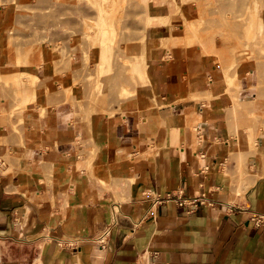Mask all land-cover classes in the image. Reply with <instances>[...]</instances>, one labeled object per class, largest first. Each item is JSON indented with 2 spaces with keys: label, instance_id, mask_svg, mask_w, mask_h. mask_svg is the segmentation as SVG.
<instances>
[{
  "label": "rangeland",
  "instance_id": "obj_1",
  "mask_svg": "<svg viewBox=\"0 0 264 264\" xmlns=\"http://www.w3.org/2000/svg\"><path fill=\"white\" fill-rule=\"evenodd\" d=\"M258 1L253 10L246 0H0V172L46 197L57 220L81 219L88 205L117 206L121 179L105 159L108 120L122 110L150 113L168 104L157 68L177 47L195 80L225 85L222 100L233 118L239 115V183L249 172L254 179L255 167L264 177V0ZM151 4L160 15L149 20ZM153 20L165 25L168 38L150 39ZM156 49L163 57H155ZM60 103L68 111V154L55 160L49 151Z\"/></svg>",
  "mask_w": 264,
  "mask_h": 264
},
{
  "label": "crops",
  "instance_id": "obj_2",
  "mask_svg": "<svg viewBox=\"0 0 264 264\" xmlns=\"http://www.w3.org/2000/svg\"><path fill=\"white\" fill-rule=\"evenodd\" d=\"M154 21L150 39L168 38ZM179 53L173 47L157 68L168 104L108 120L117 206L88 205L81 219L57 220L46 197L0 172V264H264V225L251 219L264 214V177L255 167L254 182L249 172L239 183V115L222 100L225 85L195 80ZM66 106L55 110L50 159L68 154Z\"/></svg>",
  "mask_w": 264,
  "mask_h": 264
},
{
  "label": "bare ground",
  "instance_id": "obj_3",
  "mask_svg": "<svg viewBox=\"0 0 264 264\" xmlns=\"http://www.w3.org/2000/svg\"><path fill=\"white\" fill-rule=\"evenodd\" d=\"M57 1H58V0H57ZM79 1H80V0H79ZM84 1H85V0H84ZM107 1H108V0H107ZM213 1H214V0H213ZM239 1L241 2V0H239ZM246 1H247V3L249 4L248 7H249L250 4L253 2V3H254V6L252 7L253 10H254V8H257L256 3L259 2L258 0H246ZM257 1H258V2H257ZM260 1H261V0H260ZM76 2H78V1H76ZM86 2H88V1H86ZM89 2H90V1H89ZM91 2H92V1H91ZM100 2H101V0H100ZM102 2H103V1H102ZM105 2H106V1H105ZM240 2H239V4H240ZM249 2H251V3H249ZM53 3H54V2H53ZM78 3H79V2H78ZM92 3H93V2H92ZM107 3H108V2H107ZM109 3H110V2H109ZM241 3H243V2H241ZM259 3H260V2H259ZM87 4H88V3H87ZM104 5H105V3H104ZM107 5H108V4H107ZM200 5H201V4H200ZM241 5H243V4H241ZM241 5H240V6H241ZM255 5H256V6H255ZM258 5H259V4H258ZM109 6H110V5H109ZM248 7H247V9H249ZM107 8H108V7H107ZM99 9H100V8H99ZM103 9H105V8H103ZM103 9H102V12H103ZM108 9H109V8H108ZM108 9H106V11H107ZM149 9H150V16H148V19H149V20H150L151 18H153V17H156V16H159V15H160V14H155V13H154V7L152 6V4H151V6L149 7ZM178 10H179V9H178ZM200 10H201V9H200ZM99 11H101V9H100ZM109 11H110V9H109ZM113 11H114V10H113ZM204 11H206V9H205ZM247 11H248V10H247ZM19 12H20V11H19ZM97 12H98V11H97ZM200 12H201V11H200ZM202 12H203V11H202ZM245 12H246V11H245ZM104 13H106V12H104ZM157 13H158V12H157ZM203 13H204V12H203ZM98 14H99V12H98ZM100 14H101V13H100ZM106 14H107V13H106ZM106 14H104V15L106 16ZM201 14H202V13H201ZM204 14H205V13H204ZM204 14H203V16H204ZM250 14H251V13L248 12V15H249V16H248V17H249L248 20H249V22H250V19H252V16H251ZM102 15H103V14H102ZM104 15H103V16H104ZM115 15H116V14H115ZM167 15H168V14H167ZM98 16H99V15H98ZM105 16H104V17L100 16V19H101V17H102V18H105ZM107 16L109 17V15H107ZM207 16H208V15H207ZM213 16H214V15H213ZM256 16H258V15H256ZM42 17H44V15H42ZM42 17H41V18H42ZM108 17H107V18H108ZM113 17H114V16H113ZM167 17H168V16H167ZM205 17H206V16H205ZM215 17H216V16H215ZM248 17H247V18H248ZM250 17H251V18H250ZM107 18L102 19V20H107ZM110 18H111V16H110ZM182 18H183V16H182ZM100 19H99V20H100ZM112 19H113V18H112ZM163 19H166V18L163 17ZM182 20H183V19H182ZM258 20H259V19H258ZM112 21H113V20H112ZM246 21H247V19H246ZM87 22H88V21H87ZM89 22H93V21H89ZM249 22H247V23L249 24ZM255 22L257 23V21H254V23H255ZM104 23H106V21H105ZM245 23H246V22H245ZM247 23L245 24V27L248 26ZM252 23H253V22H252ZM252 23H250V24H252ZM10 24H11V23H10ZM98 24H99V23H98ZM98 24H97V25H98ZM11 26H12V25H11ZM8 27H10V26H8ZM101 27H102V26H101ZM107 27H108V26H107ZM188 27H189V26H188ZM247 28L249 29V28H251V27L249 26V27H247ZM247 28H246V29H247ZM256 28H257V27H256ZM4 29H5V28H4ZM4 29H3V30H4ZM85 29H86V28H85ZM8 30H9V29H8ZM96 30H97V28H96ZM99 30H100V29H99ZM117 30H118V29H117ZM244 30H245V29H244ZM9 31H11V30H9ZM106 31H108V29H106ZM259 31H260V30H258L257 32H259ZM3 32H4V31H3ZM86 32H87V31H86ZM98 32H99V31H98ZM98 32H96V33H98ZM110 32H111V31H110ZM117 32H118V31H117ZM212 32H213V31H212ZM212 32H211V33H212ZM220 32H221V31H220ZM246 32H247V30H246ZM249 32H250V29H249ZM8 33L10 34V32H8ZM87 33H88V32H87ZM103 33H105L104 35H106L107 32H102V34H103ZM215 33H216V32H215ZM218 33H219V32H218ZM3 34H4V33H3ZM9 34H7V35L9 36ZM93 34H94V33H93ZM98 34H99V33H98ZM207 34H209V33H207ZM207 34H205V35H207ZM219 34H220V33H219ZM10 35H11V34H10ZM18 35H19V34H18ZM21 35H22V34H21ZM90 35H91V34H90ZM107 35H108V34H107ZM111 35L113 36V34H111ZM91 36H92V35H91ZM101 36H102V35H101ZM17 37H18V36H17ZM209 37H210V36H209ZM213 37H214V36H213ZM6 38H7V37H6ZM8 38H9V37H8ZM98 38H99V37H98ZM205 38H206V36H205ZM213 39H214V38H213ZM213 39H212V41H214ZM88 40H89V39H88ZM101 40H102V38H101ZM105 40H106V39H105ZM115 40H116V39H115ZM208 40H210V39H208ZM109 41H110V38H109ZM206 41H207V39H206ZM206 41H204V42H206ZM210 41H211V40H210ZM8 42H9V41H8ZM87 42H88V41H87ZM104 43H105V42H104ZM207 43H208V42H207ZM207 43H206V44H207ZM212 43H213V42H212ZM209 44H210V43H209ZM89 45H90V44H89ZM89 45H88V46H89ZM92 45H93V44H92ZM101 45H102V44H101ZM105 45H106V44H105ZM117 45H118V44H117ZM201 45H202V44H201ZM13 46H15V45H13ZM86 46H87V45H86ZM90 46H91V45H90ZM93 46H94V45H93ZM95 46H96V44H95ZM84 47H85V46H84ZM116 47H117V46H116ZM116 47H115V48H116ZM86 48H87V47H86ZM202 48H203V47H202ZM202 48H201V49H202ZM13 49L15 50L14 54L16 55V54H17L16 52H18L19 50L16 51L15 47H13ZM17 49H18V48H17ZM19 49H20V48H19ZM21 49H22V48H21ZM209 49H211V48H209ZM214 49H215V48H214ZM217 49H219V48H217ZM220 49H221V48H220ZM83 50H84V49H83ZM86 50H87V49H86ZM88 50H89V49H88ZM221 50H222V49H221ZM221 50L219 51V53L221 52ZM20 51H21V50H20ZM74 51H75V50H74ZM99 51H100V50H99ZM118 51H119V50H118ZM123 51H124V49H123ZM215 52H216V51H215ZM215 52H214V53H215ZM20 53H22V52H20ZM68 53H69V52H68ZM19 55H20V54H19ZM19 55H18V56H19ZM21 55H22V54H21ZM87 55H88V54H87ZM124 55H125V54H124ZM61 56H62V55H61ZM117 56H118V55H117ZM117 56H116V57H117ZM6 57H7V56H6ZM15 57H17V56H15ZM83 57H85V56L83 55ZM220 57H221V56H220ZM86 59H87V58H86ZM118 59H119V58H118ZM82 60H83V59H82ZM144 60H145V59H144ZM66 63H67V62H66ZM81 63H82V62H81ZM86 63H88V62H86ZM86 63H85V64H86ZM67 64H68V63H67ZM69 64H70V63H69ZM82 64H83V63H82ZM113 64H114V63H113ZM260 64H261V63H260ZM102 65H104V64H102ZM102 65H101V66H102ZM83 66H84V64H83ZM92 66H93V65H92ZM94 66H95V65H94ZM115 66H117V65H115ZM68 67H70V66H68ZM84 67H86V66H84ZM96 67H97V65H96ZM96 67H95V69H97ZM102 67H103V66H102ZM261 67H262V66H261ZM80 68H82V67L80 66ZM80 68H79V69H80ZM103 68H104V67H103ZM88 69H89V67H88L87 69H84L86 74H87L86 71H87ZM91 69H93V68H91ZM95 69H94V70H95ZM98 69H100L99 66H98ZM101 69H102V68H101ZM121 69H122V68H121ZM258 69H259V68H258ZM262 69H263V68H261L260 70H262ZM77 70H78V68H77ZM77 70H76V71H77ZM80 70H81V69H80ZM80 70H78V71L81 73ZM105 70H106V69H105ZM122 70H123V69H122ZM71 71H72V70H71ZM73 71H75V70H73ZM89 71H90V70H89ZM89 71H88V72H89ZM91 71H92V70H91ZM96 71H97V70H96ZM101 71H102V70H101ZM118 71H120V70H118ZM79 72H78V73H79ZM97 72H99V70H98ZM121 72H122V71H121ZM58 73H59V72H58ZM72 73H73V72H72ZM75 73H76V72H75ZM78 73H76V74H78ZM89 73H90V72H89ZM123 73H124V72H123ZM76 74H74V75L77 76ZM86 74H85V75H86ZM81 75H82V74H81ZM81 75H80V76H81ZM87 75H88V74H87ZM96 75H99V73H97ZM101 75H102V73H101ZM101 75L98 76V77L100 78ZM120 75H121V74H120ZM49 76H50V75H49ZM69 76H70V75H69ZM116 76H117V75H116ZM118 76H119V75H118ZM50 77H51V76H50ZM71 77H72V76H71ZM73 77H74V76H73ZM73 77H72V78H73ZM81 77H82V76H81ZM123 77H124V76H123ZM75 78H76V77H75ZM82 78L85 80V77H84V76H83ZM34 79H35V78H34ZM88 80H89V79H88ZM26 81H27V80H26ZM28 81H29V79H28ZM113 82H114V81H113ZM113 82H112V84H113ZM98 83H99V82H98ZM96 84H97V83H96ZM99 84H100V83H99ZM112 84H111V85H112ZM114 85H115V82H114ZM120 85H121V84H120ZM99 86H100V85H99ZM112 86H113V85H112ZM98 88H99V87H98ZM120 88H121V89H120V93H119V94L122 95V96H125V95L127 94V89L124 87V85H123L122 87H120ZM1 90H2V89H1ZM58 90H59V89H58ZM4 91H6V90H4ZM92 92H93V91H92ZM95 93H96V91H95ZM5 94H6V93H5ZM5 94H4V95H5ZM9 95H10V94H9ZM94 95H95V94H94ZM6 96H7V95H6ZM50 96H52V95H50ZM7 97H8V96H7ZM52 97H53V96H52ZM112 97H113V95H112ZM8 98H9V97H8ZM119 98H120V97H119ZM10 99L13 100V98H10ZM47 99H49V98H47ZM101 99H102V98H101ZM104 99H105L104 104H107V103H106L107 99H106V98H104ZM104 99H103V101H104ZM108 99H109V97H108ZM14 100H15V99H14ZM69 100H70V99H69ZM98 100H99V98H98ZM109 100L115 102V99L112 100L111 96H110V99H109ZM118 100H119V99H118ZM120 100H122V97H121ZM110 101H108V102H110ZM8 102H10V101H8ZM11 102H12V101H11ZM46 102H47V101H46ZM56 102H57V101H56ZM114 102H113V103H114ZM99 103H100V102H99ZM12 104H13V102H12ZM13 105H14V104H13ZM102 105H103V102H102ZM10 107H12V106H10ZM107 107H108V106H107ZM8 108H9V107H8ZM109 108L111 109V107H109ZM117 109H118V108H117ZM118 110H119V109H118ZM120 111H121V110H120ZM186 111H187V110H186ZM11 113H12V112H11ZM122 113H123V110H122ZM124 119H125V118H124ZM99 123H101V122H99ZM77 126H79V125H77ZM99 126H100V125H99ZM75 128H76V127H75ZM79 128H80V127H79ZM89 128H90V127H89ZM99 131H100V130H99ZM92 133H93V132H92ZM240 140H241V139H240ZM241 143H242V142H241ZM23 144H24V142H23ZM241 145H242V144H241ZM84 149H85V148H84ZM64 155H65V153H64ZM92 155H93V154H92ZM88 156H89V155H88ZM89 157H90V156H89ZM90 158H91V157H90ZM92 159H93V158H92ZM92 159H90V160H92ZM76 172H77V171H76ZM50 179H51V178H50ZM100 180H101V179H100ZM254 180H255V178H254V179L251 178V181H252V182H254ZM129 181H130V179H129ZM130 182H131V181H130ZM252 182H251V183H252ZM69 184H70V183H69ZM52 185H53V184H52ZM52 185H51V187H52ZM56 185H57V184H56ZM65 186H66V185H65ZM56 187L58 188L59 186H56ZM62 189H63V188H62ZM60 193H61V192H60ZM54 203H55V200H54ZM54 206H55V205H54ZM80 206H81V205H80ZM60 208H61V207H60Z\"/></svg>",
  "mask_w": 264,
  "mask_h": 264
},
{
  "label": "built area",
  "instance_id": "obj_4",
  "mask_svg": "<svg viewBox=\"0 0 264 264\" xmlns=\"http://www.w3.org/2000/svg\"><path fill=\"white\" fill-rule=\"evenodd\" d=\"M185 200H186V199H182V198H180V199L178 200V203H179V204H182L183 201H185ZM251 219H252V221L254 222L255 225H258V226L264 225V214H255ZM107 233H108V227H106V228L100 233V235L97 236V238H96V242L101 243V242L104 240V238H105V236H106Z\"/></svg>",
  "mask_w": 264,
  "mask_h": 264
}]
</instances>
